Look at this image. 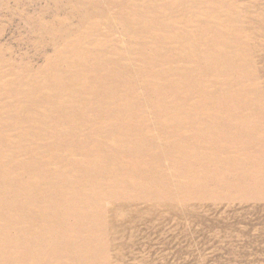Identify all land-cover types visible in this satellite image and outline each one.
Returning <instances> with one entry per match:
<instances>
[{"label": "rangeland", "instance_id": "rangeland-1", "mask_svg": "<svg viewBox=\"0 0 264 264\" xmlns=\"http://www.w3.org/2000/svg\"><path fill=\"white\" fill-rule=\"evenodd\" d=\"M0 264H264V0H0Z\"/></svg>", "mask_w": 264, "mask_h": 264}]
</instances>
